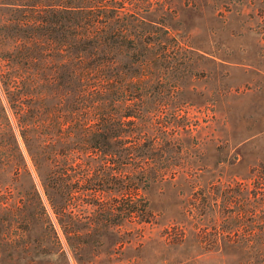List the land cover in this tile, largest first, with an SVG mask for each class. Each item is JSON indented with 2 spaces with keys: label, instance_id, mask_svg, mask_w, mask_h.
<instances>
[{
  "label": "trees",
  "instance_id": "16d2710c",
  "mask_svg": "<svg viewBox=\"0 0 264 264\" xmlns=\"http://www.w3.org/2000/svg\"><path fill=\"white\" fill-rule=\"evenodd\" d=\"M106 2L34 0L30 15L14 24L21 38L0 40V174L14 185L16 207L43 217L47 244L58 248L57 228L70 249L83 247L77 220L91 216L97 219L84 234L101 228L100 216L108 236L137 232L152 216L143 190L178 173L170 164L182 152L173 126L181 109L169 108L174 86L156 61H168L181 46L139 33L129 12L108 9ZM161 33L169 38L167 29ZM252 172L247 212L257 221L264 207V160ZM187 174L195 186V172ZM239 183L238 194L244 189ZM212 235L201 239L246 246L251 260L264 264V231L216 229ZM49 246L39 253L56 254Z\"/></svg>",
  "mask_w": 264,
  "mask_h": 264
},
{
  "label": "rangeland",
  "instance_id": "374dc122",
  "mask_svg": "<svg viewBox=\"0 0 264 264\" xmlns=\"http://www.w3.org/2000/svg\"><path fill=\"white\" fill-rule=\"evenodd\" d=\"M33 1L0 0L2 42L21 38L14 24L30 15ZM112 6L129 12L139 33L181 46L168 61H156L175 87L169 108L181 109L173 126L182 152L170 164L177 177L143 190L152 216L137 232L108 236L100 216L101 228L84 234L97 217L78 219L76 238L83 247L70 249L60 228V247L47 244L43 217L17 208L10 195L14 185L0 174V250L10 251L0 255V264H255L246 246L201 238H212L216 229L234 235L264 231V207L257 221L247 212L252 169L264 160V0H107L106 7ZM0 98L5 103L1 88ZM189 172H195V186ZM47 246L57 253L41 255Z\"/></svg>",
  "mask_w": 264,
  "mask_h": 264
}]
</instances>
